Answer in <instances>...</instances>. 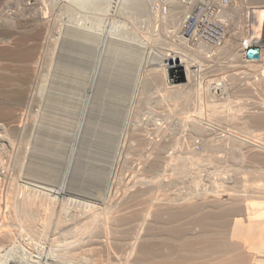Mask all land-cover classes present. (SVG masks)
Wrapping results in <instances>:
<instances>
[{
    "label": "bare ground",
    "instance_id": "obj_1",
    "mask_svg": "<svg viewBox=\"0 0 264 264\" xmlns=\"http://www.w3.org/2000/svg\"><path fill=\"white\" fill-rule=\"evenodd\" d=\"M54 1L58 8L61 0ZM70 1L90 11L96 10L92 3H102V0ZM252 1L257 6L254 8L264 6V0ZM241 2L109 0L106 8L99 6L102 9L97 8V11L102 14L98 13L97 18L102 16V21L112 26L116 16L133 12L146 21L148 29L140 35L139 52V48L135 50L125 41L123 30L117 26L107 30L104 23L105 28L83 17L60 20L58 24L59 20L54 23L56 17L53 18L52 12L56 8L52 10L51 4L42 3L29 15L25 11L27 4H31L28 0H0V26L11 30H4L2 36H13L28 27L33 31L34 40L50 39L52 49L46 46L51 49L48 61L51 60L55 71L59 66L67 68L65 72L70 74L69 77L66 73L67 78L73 85L78 86L92 67L91 82L87 80L89 88L84 93L81 91L85 102H80L83 105L80 104L78 123V118H73L66 120V125L53 109L48 111L50 105L56 108L64 104V100L58 98L61 94L58 97L52 92L47 95L44 93L47 88L38 85L41 121L55 126L64 123L71 130H66L72 139L70 157L67 156L69 163L61 185H49L56 172L51 173L53 168H49L51 172L44 170L38 161L43 154L54 151L50 152L49 140L40 136V128L31 139L27 134V147L25 144V151L15 161L24 182L18 180L10 195L0 196L3 204H0L3 209L0 220L4 222L0 223L4 225L3 228L0 225V264H16L21 256L26 257L27 264H264V47L260 46L259 59H248L246 55V49L253 42L261 43L264 24L255 27L259 36L252 37V28L248 25L251 13L244 10ZM10 3L13 8L3 7ZM155 4L159 9H154ZM199 4L207 7V15L191 37L186 38L188 19ZM213 16L238 30L232 42L233 48L238 49L235 57L230 55L234 52H230L227 40L214 46L203 38L201 24L205 19L212 20ZM262 17L264 19V15ZM53 28L57 33L51 36ZM67 35L75 53L71 60L63 59L62 52H55ZM172 38L189 40L193 45L191 49L201 57L171 48L168 41ZM14 43L16 48L23 45L22 41ZM38 45L43 51L45 44ZM10 46H0V58L16 59L20 64L15 70L8 69L6 62L7 67H0V170H7L10 165L4 162V155L8 153L6 135L14 128L12 132H16L24 117L20 112V120L19 114L16 115L19 110L14 112L15 108L2 98L15 100L20 93L18 89L11 90L12 87H24L38 80L36 75L43 55L39 49L15 52ZM232 58L249 71L243 80L223 64ZM125 60H140L136 75L129 71L133 63L128 67L130 63ZM46 63L44 65L43 61L41 70L48 68L50 72L52 67ZM173 67L183 68L186 84H174L167 79L166 72ZM61 72L57 73L61 76ZM213 73L215 75L210 76ZM45 74L42 73V77L47 78L48 72ZM40 80L47 86L46 80ZM6 83L13 92L1 90ZM22 98L29 100V97ZM231 98L238 102L234 109L228 108ZM142 107L148 108L146 123L139 121ZM35 108L33 116L38 111H34ZM123 110L126 117L122 118ZM29 122L33 125V121ZM31 127L29 125L28 132L34 128ZM134 160L138 164L132 172L131 184L120 189L119 169L125 162ZM85 164L94 165V169L85 168ZM87 171L93 178L91 193L84 192L89 191L87 189L81 191L80 178L77 180V176ZM124 179L122 177V182ZM149 181L157 183L152 187ZM2 182L0 178V193ZM146 182L151 192L153 190L151 194H147L150 190L144 193ZM136 221L140 223L133 224L134 232H128V227Z\"/></svg>",
    "mask_w": 264,
    "mask_h": 264
},
{
    "label": "rangeland",
    "instance_id": "obj_2",
    "mask_svg": "<svg viewBox=\"0 0 264 264\" xmlns=\"http://www.w3.org/2000/svg\"><path fill=\"white\" fill-rule=\"evenodd\" d=\"M28 2L29 3H31V4H27V7H25V11L27 12V13H29V15H33L34 14V12H36L37 10H38V8L39 7H41L42 6V3H47V4H51V7H52V10L53 9H55L57 6L55 5V1L54 0H37L36 1V3H34L35 2V0H28ZM35 5H34V4ZM37 3H40V4H37ZM92 3V2H91ZM108 3H109V0H102V3L101 4H99V5H97L96 3H92L91 5H92V7H93V9L95 8L96 10L95 11H90L89 9H85V7L83 6H78V4H76V6L74 5V3L72 2V1H70V0H61L60 1V4H59V6H58V8H56L55 10H53L54 12H52L53 13V18H55L54 19V23H56L55 21H57V20H59L58 22H60V20H61V22L62 21H66L68 18H73V19H78V18H85V20L87 21V22H92V23H95V25L97 24V25H100V26H106L107 28H105V26H104V28L105 29H107V30H109L110 28H111V26L112 25H110V24H108V23H104L102 20V16L99 18H97V14L98 13H101V12H99V11H97V8H101V7H99V6H103V8H106L107 7V5H108ZM223 3H224V1H223ZM254 3V1H252V0H242V2L240 3L241 4V6H243V7H245L244 8V10L246 11V12H249V13H251L250 14V17L248 18V25H250L251 26V28H252V31H251V36L252 37H256L257 38V36H259V34H258V32H257V30L255 29V27L256 26H258V25H260V24H264V19H263V15H264V6H261V8L259 7V8H254L256 5H254L253 4ZM3 7H6V9L7 10H9V9H11V7L13 8V5L10 3V4H8V5H3ZM37 7V8H36ZM257 7V6H256ZM33 9V10H32ZM58 9V10H57ZM102 9V8H101ZM154 9H156V6H154ZM214 9V8H213ZM217 9H220V8H217ZM29 12H28V11ZM35 10V11H34ZM164 11V10H163ZM55 12H56V14H55ZM207 7L204 5V4H199V5H197V9L195 10V13H194V15L193 16H191V18H189L188 19V28L186 29V31H185V37L186 38H190L191 37V35H192V32L194 31V29L196 28V27H198L199 25H200V22H201V20L203 19V17H205L206 15H207ZM132 13V12H131ZM134 13V12H133ZM127 14V15H120V16H116V20H114V22L115 23H113V26L112 27H119L120 29H122L123 30V36H126V38H124L125 39V41L133 48V49H135V50H137L139 47H141V45H140V35H142L143 33H145V31L148 29V24L146 23V21L145 20H142L136 13H134V14ZM102 14V13H101ZM94 15H95V17H94ZM129 15V16H128ZM131 15V16H130ZM91 16H92V18H91ZM95 18H96V20H95ZM93 19V20H92ZM100 19V20H99ZM216 18H214V16H213V19L212 20H210V19H205L204 20V22L205 23H202V28H201V31H202V36H203V38L206 40V41H208V42H210L211 44H213L214 46H216L217 44H218V42L219 41H221V40H223V41H225V40H227V42L230 44V52H234L233 54L232 53H230V55H231V57H235L234 55H235V53H237V51H238V49L237 48H233V44H232V42L234 41V37L236 38V32H238V30H233V28L231 27V25L229 24V23H224V22H221L220 20H215ZM96 21V22H95ZM238 21H240V19L238 20ZM61 22L60 23H58V24H61ZM102 23H104V25H102ZM28 26V25H27ZM231 28V29H230ZM0 40H2L3 41V43L2 44H0V46L2 45V46H4V47H6L5 46V43L7 44V47L9 46V45H11L12 46V48L11 49H14V51L15 52H17V50L18 51H21V49H23V50H28V51H30V50H32V51H39L41 48H40V45H38V44H45L44 45V48H42V49H44L43 51L42 50H40V51H42V53H43V55H41V61L42 62H40V67H39V69L41 70V67L43 68V61H44V65H45V62L47 61V63H46V65L48 64L49 66L51 65L50 63H52L51 62V60H50V63H49V58H50V56H51V47H50V42H51V40L50 39H43V38H41V39H43V40H41V39H36V40H34L33 39V36H34V34H33V31H30V28H28L27 27V29L29 30H26V31H22V32H17V33H15V34H13V36L12 35H9V36H2L1 35V32H4V30L5 31H7V32H9V31H11L10 30V28H8V26H5V25H2V26H0ZM28 32H30V33H28ZM35 33H36V31H34ZM39 31H37V33H38ZM55 33H57L56 32V30H55V28H53V30H52V33L50 34L51 36L52 35H54ZM235 33V34H234ZM32 34V35H31ZM26 35V36H25ZM28 35V36H27ZM223 35L225 36V38L223 37ZM234 36V37H233ZM13 37H15V40H14V38ZM18 37H20V38H18ZM27 37V38H26ZM29 37V38H28ZM18 38V39H17ZM69 35H67V36H65L64 37V40L63 41H61L60 42V44H61V46H60V44L57 46L58 48L56 49V51L55 52H57V53H61L62 52V54H63V59H66V60H71V56H73V54H75L74 53V51H73V47H72V43H71V41L69 40ZM12 39V40H11ZM20 39H22V40H20ZM24 39V40H23ZM31 39H33V40H31ZM262 39V41L260 40V44H255L254 42L251 44V47H253V46H258V49H259V54H258V57H254V58H248V59H255V58H260V46H263L264 47V39L263 38H261ZM47 40V41H46ZM10 41V42H9ZM12 41H13V43H12ZM22 41V43H23V45L21 46V47H19V48H16L15 46H13V44H15L14 42H21ZM8 42L10 43L9 45H8ZM48 42V43H47ZM168 43H169V45H170V47L171 48H173V47H175V48H178V50H181V51H183V52H186V53H192V54H194L195 55V57H197V58H200L201 56H196V54H195V52L191 49V48H193L192 46V42H190L189 40L187 41V42H184V41H182V40H180L179 38H172V39H170L169 41H168ZM50 44V45H49ZM63 44V45H62ZM10 46V47H11ZM42 46V45H41ZM46 46H49L50 48H48V47H46ZM6 47V48H7ZM131 48V49H132ZM16 49V50H15ZM39 49V50H38ZM48 49H50V50H48ZM54 49V48H53ZM61 49V50H60ZM22 50V51H23ZM50 51V55H48V51ZM58 50V51H57ZM60 51V52H59ZM93 51V50H92ZM139 52H140V48H139ZM56 53V54H57ZM43 56V57H42ZM92 57H91V59H89V60H91L90 62L92 63V65L94 64V62H95V54H93V55H91ZM43 58V59H42ZM52 58V57H51ZM202 59V58H201ZM16 59H14V60H12L11 61V59H7V58H0V67H2L3 65H4V67H2V68H5V67H7V65H8V69H10V70H15V69H17V66L20 64V63H18V62H16L15 61ZM120 61V60H119ZM126 62L128 61V60H125ZM140 61V60H139ZM139 61H137V62H129L130 64H128V67H129V65H132V63H133V65L131 66V67H129V69L131 68V70H129V71H131V73L133 72V74H134V72H136V71H138V69H139ZM203 61V60H202ZM4 62H6V63H9V64H7L6 65V63H4ZM262 63V62H261ZM260 63V64H261ZM264 63V62H263ZM262 63V64H263ZM10 64H11V67L9 68V66H10ZM211 64H213V63H211ZM223 64H226L228 67H230V68H232V70H233V74H235V75H237L236 77L237 78H239L240 80L243 78V77H245V76H247L249 73H247V72H249L248 70H245L244 68H243V64L242 63H240L237 59H234V58H232V59H229V60H225L224 61V63ZM261 64V65H262ZM6 65V66H5ZM14 65H16V66H14ZM47 65V66H48ZM14 68H13V67ZM47 66H44V68H47ZM48 66V67H49ZM51 67H52V65H51ZM51 67H49V68H51ZM54 67V66H53ZM53 67L50 69V72L46 69V70H41V71H39V69H38V73H37V77L36 78H38V80L37 79H35V83H33V84H26L25 86H26V88H25V86L24 87H15V88H11L10 87V84H4V87H5V89H4V87H1V90L3 91V92H5V91H8V93H11V92H13V91H10V88H11V90L12 89H14V91H18L19 90V93H20V96H18V97H29V100L26 98V99H24V98H18L17 97V99H15V100H13L12 99V101L13 102H16V101H18V100H20V101H18L19 102V106H18V103L16 102V104L15 103H13L9 98H7L6 100H4V98H2L3 100V102L4 103H6L7 102V104L10 106V104H11V107L15 110L14 112H16V111H18V112H16V115L17 114H19V115H21V114H23V116L24 117H22V115L21 116H19V115H17L18 117H20V120H21V117H22V123L20 124V126H18V129H16V132H10L8 135H6V145H7V151H8V153H7V155L5 154L4 155V162L5 163H7V165H9V163H10V165H9V167L7 168V170L5 169V168H3V169H1L0 171H1V173L0 174H2V172H3V175H1L0 176V178H2V186L3 187H1L3 190H1V193H0V196H2L3 197V195H10L11 194V190L13 189V187H14V185L16 184V182L19 180V182L20 183H23L24 182V179H22L20 176L22 175V174H20L19 173V170H18V165H17V163H15V161H17L16 159L18 158V156H20L21 154H23V153H21V152H23V151H25V150H23V148H26L27 147V134L28 135H30L28 138H30L31 139V136H32V134H37V132L39 131V132H41L40 133V136L42 137V138H45L47 141H48V144L49 145H51L50 147H51V150H50V152H53V153H46V154H43V158L41 159V160H39L38 162V164H40V163H42L43 165H40V166H42V168L44 167V170L46 169V170H49V172H51L52 170V172L51 173H55L54 175H55V179H54V181L56 180V182L55 183H53V182H49V185H51V186H60L61 185V183H62V180H64V174H65V169L67 168V164L69 163V157H70V153H71V147L70 146H72V139H71V135H70V133L68 132L70 129L68 128V126H66L67 124H66V122L69 120V121H72L73 120V118H78V119H76V123H78V121H79V117H80V113H81V108H82V106L81 105H83L84 104V100H85V97L83 96V94L81 93V91L84 93L87 89L86 88H89V86H88V84L91 82V79H92V75H91V73H92V67L89 69V72L86 74V76H84L83 78H81V80L79 81L80 82V84L78 83V86H77V84L76 83H74V85L72 84L73 82H71V80L69 81V77H70V74H69V72L68 71H66L65 72V70L67 69V68H65L64 69V67H61V66H59V68H60V70H59V68L55 71V69L56 68H54L53 69ZM136 68H138V69H136ZM62 69H63V72H65V73H63V72H61L62 71ZM53 70H54V73H53ZM59 70V71H58ZM135 70V71H134ZM47 73L48 72V74H49V76L46 78H44V76L42 77V73ZM57 72H61V74L64 76L66 73H68L69 74V77L67 78V76H68V74H66L65 75V77L67 78H63V76L61 77L60 76V73H57ZM50 73H51V78H50ZM39 74V75H38ZM52 74L54 75V76H52ZM57 74V75H56ZM59 74V75H58ZM133 74H132V76H133ZM181 74H182V76H183V78H184V81H182L181 79ZM46 75V74H45ZM89 75H90V77H89ZM134 75H136V74H134ZM211 75H215L214 73L213 74H210V76ZM44 79V80H46V83H47V86H46V84H44L45 83V81H44V83H42L43 82V80L41 81L40 79H42V78ZM65 79V80H68V81H60L61 79ZM166 77H167V79L170 81V82H172V83H174V84H176V83H182V84H186V80H185V72H184V70H183V68H181V67H178V68H169V70L166 72ZM50 78V79H49ZM87 78V79H86ZM90 78V79H89ZM48 79V80H47ZM53 79V80H52ZM71 79V78H70ZM84 79H85V81H84ZM133 81H134V79H135V76H133V78H131ZM40 80V81H39ZM55 80V81H54ZM57 80V81H56ZM87 80H88V82H87ZM240 80H238V81H240ZM243 80V79H242ZM48 81V82H47ZM49 81H53L52 83H50ZM56 82H58V83H56ZM65 84V85H61V84ZM70 83V84H69ZM83 83H85V86L83 87ZM39 84H41L40 85V87L41 88H44L45 87V89L47 88V90L48 91H46V92H44V93H46L47 95L49 94V93H51L52 92V94L55 96L56 95V97H58L59 96V94H61V96H59L58 98H60V99H62V101L64 102V104H62V105H60V106H57L56 108L55 107H53V106H51L50 105V107H48L47 108V110L48 111H51L52 109H53V111L52 112H54L56 115H57V117H60V119H64L65 120V124L66 125H63V124H61V126L63 125L64 127H65V132H67V133H64V131H62L63 129H64V127H63V129H62V127L61 126H59L58 124L55 126L54 124H51V125H49V124H47V123H44V121L42 122L41 121V113H42V111H41V104H39L40 106H38V104H37V102L39 101V103H40V87H38V85ZM42 84H44V85H42ZM58 86H57V85ZM8 85H9V89H8ZM29 85H33L32 86V88L34 89V90H32V88H31V86H29ZM36 85V86H35ZM52 85V86H51ZM54 85L56 86V87H54ZM68 85L70 86V87H68ZM73 85V86H72ZM90 85V84H89ZM132 85V84H131ZM11 86H12V84H11ZM14 86V85H13ZM28 86V87H27ZM51 88H50V87ZM60 86V87H59ZM7 87V88H6ZM35 87V88H34ZM38 87V88H37ZM57 87H59V88H57ZM66 87V88H65ZM82 87L84 88V89H82ZM28 88V89H27ZM30 88V89H29ZM49 88H50V90H49ZM53 88V90H51ZM73 90H72V89ZM75 88V89H74ZM18 89V90H17ZM28 90V92H30L29 93V95L27 96V94H28V92H27V90ZM5 90V91H4ZM25 90H26V93H25ZM65 91L66 93H64L63 91ZM50 91V92H49ZM54 91V92H53ZM73 91V92H72ZM5 93H7V92H5ZM26 95H25V94ZM43 93V94H44ZM56 93V94H55ZM71 93V94H70ZM22 94H24V95H22ZM38 95V98H37V95ZM80 94H82V95H80ZM51 95V94H50ZM62 95H63V97H62ZM34 96V97H33ZM77 97V99H76V97ZM81 96V97H80ZM30 97H31V102H30ZM68 97V98H67ZM40 98V99H39ZM67 98V99H66ZM79 98H81V99H79ZM82 98L84 99V100H82ZM39 99V100H38ZM66 99V100H65ZM73 99H74V101H73ZM75 99H76V101H75ZM26 100H28L29 102L27 103L28 105H26ZM33 100V101H32ZM35 100H37L36 102H35ZM233 100V101H232ZM6 101V102H5ZM26 101V102H25ZM75 103V102H77V103H75V104H73V102ZM83 101V102H82ZM232 101V102H231ZM22 102H23V104H22ZM83 103V104H81V103ZM21 103V104H20ZM30 103V104H29ZM32 103V104H31ZM33 103H35L36 104V106L35 105H33ZM69 103V104H68ZM236 103H238L237 102V100H235V99H233V98H231V100H230V102H229V104H228V108H230V109H234V106L236 105ZM14 104H15V106H14ZM70 104L71 105H73V106H75V108L73 107V106H70ZM77 104V105H76ZM81 104V105H80ZM231 104V105H230ZM233 104V105H232ZM16 105H17V107H16ZM23 105V106H22ZM67 105H68V107L69 108H67ZM25 106V107H24ZM36 108H35V107ZM38 106V107H37ZM81 106V107H80ZM233 106V107H232ZM19 107V108H18ZM59 107V108H58ZM72 109H71V108ZM79 107V108H78ZM146 107H148V105L146 106ZM35 108V110L34 111H36V110H38L37 111V113H36V115H35V112H34V115L35 116H37L36 118H35V116H33L32 114H33V109ZM39 108V109H38ZM69 111H67L66 109ZM74 108V109H73ZM22 109V110H21ZM57 109H58V111H57ZM80 109V110H79ZM144 109V110H143ZM64 110V111H63ZM72 110V111H71ZM74 110V111H73ZM143 110V111H142ZM60 112V113H57V112ZM63 111V112H62ZM20 112H22L21 114H20ZM70 112H73V113H71L72 114V116H71V114H69ZM77 114H76V113ZM63 113H64V115L66 116H63ZM124 113H125V110H123V114H121V116L120 117H122L123 118V116H125L124 115ZM59 114V115H58ZM61 114H62V116H61ZM69 116H68V115ZM141 114L142 115H140L139 116V121H142V122H144V123H146L147 121H148V117H149V113H148V108H143L142 107V109H141ZM77 115V116H76ZM31 116H32V120H30V118H31ZM69 117V118H68ZM70 117H71V119H70ZM126 117V116H125ZM25 119V120H24ZM34 119H36L35 121H34ZM28 120V121H27ZM39 120V121H38ZM67 120V121H66ZM25 121H27V122H25ZM29 121H33V125H32V123H30ZM44 123V124H41V123ZM25 123H26V125H25ZM35 123H36V126H35ZM38 123V124H37ZM2 124V122H0V125ZM24 125V127H25V129H22V128H24L23 127V125ZM30 125V127L32 126V127H34V128H32V130H30L31 131V134L27 131V130H29V125ZM48 126H47V125ZM138 124H140L141 125V123H138ZM53 125V126H52ZM68 125H69V123H68ZM22 126V127H21ZM45 126H47L46 128L48 129H46L45 128ZM36 127V128H35ZM42 127V128H41ZM52 127V128H51ZM59 127H61V128H59ZM17 128V127H16ZM20 128V129H19ZM30 128V129H31ZM39 130H38V129ZM45 128V129H44ZM56 128V129H55ZM149 129H151V126L150 127H148ZM37 129V130H36ZM42 129V130H41ZM49 129H52V130H49ZM58 129V130H57ZM62 129V130H61ZM18 130V131H17ZM35 130V131H34ZM46 130H47V132H46ZM55 130V132L53 133L52 131H54ZM61 130V131H60ZM66 130H68V131H66ZM32 131H33V133H32ZM50 133H52V135L51 134H49V132ZM71 131V130H70ZM28 132V133H27ZM45 132V133H44ZM46 133H48V134H46ZM69 133V137L67 136V134ZM10 134H11V136H10ZM53 135H55V136H53ZM62 136V137H61ZM8 137V138H7ZM61 138H63V139H61ZM69 138V139H68ZM29 139V140H30ZM65 139V140H64ZM9 140V141H8ZM54 141L56 142V143H54ZM9 142V143H8ZM53 142V143H52ZM70 142H71V145H70ZM25 144H26V147H25ZM55 144V145H54ZM54 145V146H53ZM59 146V147H58ZM62 146V147H61ZM66 146V147H65ZM53 147H55L54 149H53ZM67 148V149H66ZM70 148V149H69ZM196 149L198 150L199 149V147H196ZM53 150V151H52ZM65 150V151H64ZM55 151H56V153H55ZM11 152H12V154H11ZM59 152V153H58ZM52 154V155H51ZM67 154H69V155H67ZM45 155V156H44ZM46 155H48V156H46ZM58 155V156H57ZM50 156H53V157H50ZM67 156H69V157H67ZM55 157V158H54ZM57 158V159H56ZM50 159V160H49ZM58 161V163H57V161ZM64 160H66V161H64ZM84 161H87L86 159H83ZM130 162V163H129ZM128 163H126V165H125V163L124 164H122V166L120 167V169H119V180L122 182V177H123V182H124V184H123V182H122V187L120 186L121 185V182L119 181V183H120V185H118L119 187H120V189L121 188H124L125 189V187L128 185L129 186V184H131V182H130V180L132 181V172L134 173V171L136 170L135 168L137 167V164H138V162L137 161H133V162H131V161H129ZM49 164H51V166L49 165ZM46 165V166H45ZM57 167V168H56ZM66 167V168H65ZM52 169V170H50V169ZM59 168V169H58ZM85 168H87V169H94V165H86L85 164ZM134 169V170H133ZM56 170H58V171H56ZM133 170V171H132ZM106 172H108V170L106 171ZM121 172V173H120ZM80 173H81V171H80ZM84 173H86V174H84ZM87 173H88V171L87 172H83V174L82 175H80V174H78V175H80V177L79 176H77L78 178H77V180H79V178H80V180H79V184H81V187L79 188L81 191H84V189H87V190H89V191H84V192H86V193H91V191H92V183H93V178L90 176V174H88L87 175ZM160 175H161V173H160ZM85 176V177H84ZM210 176V175H209ZM208 176V177H209ZM90 177V178H89ZM128 177V178H127ZM92 178V179H91ZM127 178V179H126ZM75 179H76V177H75ZM89 179V180H88ZM91 179V180H90ZM58 180V181H57ZM76 180V181H77ZM126 180V181H125ZM23 181V182H22ZM89 181V182H88ZM128 181V182H127ZM81 182V183H80ZM127 182V183H126ZM51 183V184H50ZM58 183V184H57ZM129 183V184H128ZM149 184H151L152 183V181L150 182H148ZM147 182H146V184H148ZM157 182L155 181V183H152L151 185H152V187H154V184H156ZM4 184V185H3ZM57 184V185H56ZM126 184V185H125ZM146 185V186H143V188L144 187H146V188H144L145 190H144V193H146V191L147 190H150L149 191V193H147V194H151L152 192H153V190H152V192H151V186L150 185ZM41 185V184H40ZM123 185H125V186H123ZM145 185V184H144ZM147 186H149V188L147 187ZM85 187H88V188H85ZM118 187V188H119ZM148 188V189H147ZM120 189H117V191L119 190L120 191ZM153 189V188H152ZM122 191H124V190H122ZM122 191H120V192H122ZM148 192V191H147ZM151 192V193H150ZM143 193V194H144ZM118 194H119V192H118ZM146 197V196H145ZM0 204H2V203H0ZM2 206H3V204H2ZM3 212V209H2V207H1V205H0V215H1V213ZM1 217V216H0ZM0 223H2V224H4V222H1V220H0ZM140 223V221H136L135 223L133 222L132 224H131V226L130 227H128L129 229H127V231L129 232L130 231V233L131 232H134V230H135V228H133L134 227V225H137V224H139ZM2 224H0L1 226H2V228L4 227V225H2ZM134 224V225H133ZM0 226V227H1ZM1 229V228H0ZM132 230V231H131ZM133 241V240H132ZM24 257V256H23ZM22 256L21 257H19V258H17L18 260L20 259V261H18L20 264H27V261H26V257H24L23 258ZM23 258V259H22ZM26 261V262H25ZM17 262V261H16ZM17 262V263H18ZM16 263V264H17ZM18 263V264H19Z\"/></svg>",
    "mask_w": 264,
    "mask_h": 264
},
{
    "label": "water",
    "instance_id": "obj_3",
    "mask_svg": "<svg viewBox=\"0 0 264 264\" xmlns=\"http://www.w3.org/2000/svg\"><path fill=\"white\" fill-rule=\"evenodd\" d=\"M261 38L264 39V28H263V35L261 36ZM261 38H260V40L262 41ZM258 54H259L258 46H253V47L246 49V55L248 58L258 57ZM181 78H182L181 80L184 81L182 74H181Z\"/></svg>",
    "mask_w": 264,
    "mask_h": 264
},
{
    "label": "built area",
    "instance_id": "obj_4",
    "mask_svg": "<svg viewBox=\"0 0 264 264\" xmlns=\"http://www.w3.org/2000/svg\"><path fill=\"white\" fill-rule=\"evenodd\" d=\"M154 6H156V9L155 10H157V9H159V6L157 5V4H155ZM204 23V22H203ZM202 25V24H201ZM203 27V26H202ZM263 81H264V73H263Z\"/></svg>",
    "mask_w": 264,
    "mask_h": 264
}]
</instances>
